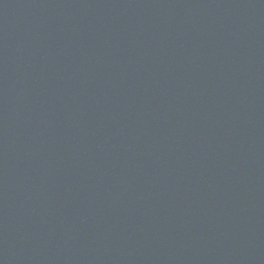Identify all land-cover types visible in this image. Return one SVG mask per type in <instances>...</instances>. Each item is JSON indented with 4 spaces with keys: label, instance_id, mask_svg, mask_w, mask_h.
Masks as SVG:
<instances>
[{
    "label": "water",
    "instance_id": "obj_1",
    "mask_svg": "<svg viewBox=\"0 0 264 264\" xmlns=\"http://www.w3.org/2000/svg\"><path fill=\"white\" fill-rule=\"evenodd\" d=\"M0 264H264V0H0Z\"/></svg>",
    "mask_w": 264,
    "mask_h": 264
}]
</instances>
